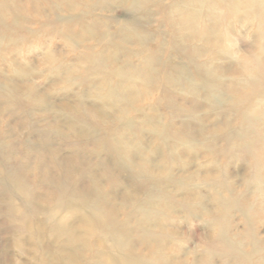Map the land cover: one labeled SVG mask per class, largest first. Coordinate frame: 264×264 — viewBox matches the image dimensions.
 I'll return each mask as SVG.
<instances>
[{"label": "bare ground", "instance_id": "obj_1", "mask_svg": "<svg viewBox=\"0 0 264 264\" xmlns=\"http://www.w3.org/2000/svg\"><path fill=\"white\" fill-rule=\"evenodd\" d=\"M105 2L0 0V58L4 59L3 50L26 54L34 40L37 50L41 49L49 39L52 49L41 65L67 90L92 88L89 74L96 71L103 76L104 99L128 105L127 111L118 110L123 116L116 120L87 103L91 92L78 95L72 107L63 106L61 117L71 120L83 135L70 145L71 155L62 157V150L52 145L58 127L40 125L35 112L37 105L45 104L46 96L28 80L19 85L0 80L1 95L22 111L28 132L39 136L36 142L21 144L17 153L22 156L23 147L32 156L18 161L0 140L4 216L17 224L20 233L30 224L31 238L39 246L41 237L47 236V244L38 251L45 247L62 264H74L81 249L90 258L100 255L101 247L91 238L100 245L111 244L108 264H264V235L260 233L264 226V0H121L124 18L110 19L118 30L115 35L86 21V15ZM151 2L171 30L169 41L158 29L150 30L152 16L145 6ZM33 4H40L34 17L29 10ZM68 10L77 16L61 18ZM243 19L246 24L241 23ZM100 25L107 26V22ZM75 26L97 40V46L83 47L73 34ZM55 40L63 49L55 46ZM165 51L175 53L174 58L163 60ZM104 52L109 55L108 66L100 56ZM72 55L75 64L68 66ZM225 60L226 67L218 66ZM29 69V75L20 74L28 78L37 74L32 65ZM112 75L118 79L109 83ZM136 86L153 112L143 120L152 125L148 131L158 143L156 149L139 140L143 132L136 128L135 119L142 109ZM201 103L209 113L233 114L235 123H223L212 132L175 123V113L178 118L193 117ZM158 104L172 109L167 122L156 115ZM185 151L203 152L210 169L178 170L177 154ZM103 155V176L110 187L122 181L137 194L126 193L123 198L122 207L129 210L124 222L117 219L116 208L109 205V197L92 175V160ZM31 159L35 173L45 175L49 201L40 202L31 189L25 173ZM236 163L247 166L248 175L235 173ZM83 178L88 183L80 182ZM209 202L215 205L213 209ZM233 212L239 214L238 222L230 220ZM175 214L184 224L199 220L211 230L207 239L199 238V228L191 232L201 242L194 247H203L201 260L194 255L174 260L166 253L167 241L178 244L187 235L181 230L165 233L167 224L177 222ZM139 247L148 254H138Z\"/></svg>", "mask_w": 264, "mask_h": 264}, {"label": "rangeland", "instance_id": "obj_2", "mask_svg": "<svg viewBox=\"0 0 264 264\" xmlns=\"http://www.w3.org/2000/svg\"><path fill=\"white\" fill-rule=\"evenodd\" d=\"M105 3L106 5L104 4L103 7L98 6L92 12V14L86 15V21L90 24H99L97 26V30L101 32H110L112 35H115L117 34L118 30L115 28L114 23L110 19L120 20L124 18L123 4L121 3V0H107ZM165 3H168V1H165ZM29 4H32V2ZM38 5L40 6V4ZM38 5L33 4L32 8H29L30 14L33 17L36 16L35 9L39 7ZM41 7L43 8V6ZM145 9L148 11L149 15L152 16L151 20L154 27L150 30L154 31L155 29H158L165 35L166 40L169 41L168 34L171 32V30L169 27L164 25L163 18L159 15L154 2L147 4ZM77 14L78 13H75L74 11L68 10L62 12L60 15L61 18L68 19L74 16L76 17ZM104 21L107 22V26L100 25V23H103ZM241 23L246 24V19L245 21L243 19ZM27 25L30 27V23H27ZM146 29L148 30V28ZM72 30L75 38H78V41L81 42L83 47L97 46V40H93L90 36H88L86 34L87 31H83L77 26L73 27ZM247 42L251 43L250 40H247ZM36 44L37 42L35 40L32 41L29 45V51H27L26 54H23L17 50H3L1 55L4 59L0 58V80L3 81V83L8 82L15 85H19L20 83L28 80L37 86L39 93L46 96L47 100L45 104L37 105L35 108V112L39 118L38 121L40 125L49 124L48 127L52 125H56L58 127V133L52 137V145L62 150V157H68L71 155L69 150L70 145L81 138L83 131L80 128H77L71 120L61 117L60 112L62 111L61 108L63 106L72 107L76 102L78 95H81V93L91 92V98L87 101V103L98 107L104 116L109 117L111 120H116L123 116L121 112H118V110L120 109L127 111L128 105L127 102H120L116 104L115 101L108 102L104 99L106 91L101 89L102 84H104L102 83L103 76L96 71H91L89 74V77L93 83L92 88L88 85H85L82 87H71L67 90V85L61 84V82L55 79V77L51 76L46 66L41 65L43 58L52 49V47L49 46V39L45 40V47L41 49L37 50L35 47ZM127 45L128 47L133 46L132 44ZM55 46L61 47V49H63L59 40H55ZM174 55L175 53L172 51H165L162 53V59L171 60L174 58ZM100 56L107 60V66L110 65L108 60L109 55L107 53H101ZM123 58L124 56L121 54L120 60ZM67 61L68 66H72L75 64V56H70ZM177 63H179V61H177ZM134 64H137V62L134 61ZM31 65L37 74H33V76L29 78L28 76L23 77L20 73L23 71L29 75L31 73L29 66ZM221 65L226 67L228 62L225 60V63H219L218 66ZM116 79L118 78L112 75L109 83L115 82ZM121 81L124 85H126L123 79H121ZM134 91L138 96V104L142 109V111L136 115L135 119L136 128L143 132V134L139 137V140L140 142L147 144L149 149H156L159 147L158 143L148 131L150 129L149 126L152 125L145 123L143 120L144 116L151 115L153 112L150 110L148 101L144 98V94L142 93L143 91L141 92L138 86L134 88ZM124 92L127 96H129L128 94H130V90L128 87L124 89ZM97 97L98 99H96ZM100 98H102V100ZM8 102L9 101L5 99L0 93V140L3 141L6 145V148L11 151L14 160L18 161L20 159H24L27 156H32L29 150L23 147V155L20 156L17 153L21 147V144L28 141L36 142L39 139V136L37 134L28 132L22 111L18 107L11 105ZM199 107L200 109L198 110L197 114L190 118L187 116L178 118L175 113V123L178 125L180 122H186L190 123L193 128H199L201 126L206 131L212 132L215 129L220 128L223 123L230 124L235 123L234 121H236L233 114H226L224 111H221L218 114L207 112V106L204 103H201ZM110 108L113 110L112 113L109 111ZM155 111H157L156 115L162 118V123L164 121L167 122L168 119H170V113H172V109L166 108L162 104L156 105ZM261 113H264V109ZM121 131L126 133L124 128H122ZM126 137L129 139L128 135H126ZM118 138H120V135L114 136L115 140ZM111 140H113V138H111ZM134 142H136V140ZM16 149L17 151H14ZM104 159L105 158L103 155V157L100 159L95 158L92 160V175L99 181V186L109 197V205L116 208L117 219L120 222H124L127 220L126 214L129 212V210L122 207L123 198H125L126 193H129L133 197H135L137 194L132 188L129 187V185L123 183L122 181H116L115 185L110 187L108 181L103 176L101 163ZM157 161L158 158L154 160V164H156ZM176 164L178 170H181L185 167L186 170L194 171L201 166H206L208 167L207 169H210V164L205 160L203 152L195 154L185 151V153L182 155L178 153ZM34 168L35 161L31 159L25 168V173L31 182V189L35 191L37 199L40 202L49 201L51 199L50 190L47 188V185H45V175H43L44 173L36 174ZM157 169H159V166ZM232 169L235 173L241 174L242 177L248 175L247 166L245 165L242 166L239 163H236L233 165ZM177 171L175 170V173H178ZM88 180V178H83V180L80 182L88 183ZM237 184L239 185L238 182ZM5 198L6 195L0 193V264H62V262H60L56 255L50 252V250L44 251L45 247L43 248V252L38 251L39 247L45 246L47 244V241L49 240L47 236L43 235L41 237L39 246V244L35 243L31 238L30 224H28V227H26V232L20 233L17 229V224H12L8 221V219H6L3 214L5 211ZM208 206L209 208L213 209L215 205L212 202H209ZM174 216L176 217L175 220H177V222H174L172 225L167 224L164 228L165 233L168 234L173 231L181 230L186 232L187 235L184 241H181L178 244L167 241L166 253L171 255L174 260H182L187 256L193 257V255L197 260H201L204 256L203 247L201 245L194 247L195 244H199L201 242H199V239L192 237L191 232L193 229L199 228L198 230H200L201 234L199 238L207 239L211 230L208 227H204L199 220H196L191 224H184L181 216L178 214H175ZM230 220L238 222L239 214L233 212L231 214ZM130 221L131 223L133 222L132 220ZM40 223V229L44 231L45 225L42 224V222ZM239 228L241 229V227ZM260 233L261 235H264V226L260 229ZM90 241L95 242V245L98 244V246L101 247V254L98 256L91 255L90 258L88 251L84 249H81L80 251L78 250L79 257L75 259L74 264H97L99 261L102 264H108L110 262L108 251L110 250L111 244L108 242L105 245H100L95 239L93 240L92 238ZM61 243L65 242L62 240ZM137 253L145 255L148 254V251L143 247H139V252ZM216 264H219V261H217Z\"/></svg>", "mask_w": 264, "mask_h": 264}]
</instances>
